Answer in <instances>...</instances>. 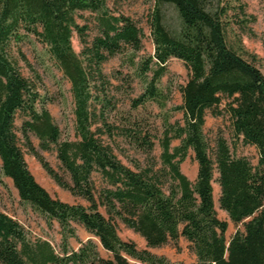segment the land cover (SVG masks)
Segmentation results:
<instances>
[{
    "label": "trees",
    "instance_id": "trees-1",
    "mask_svg": "<svg viewBox=\"0 0 264 264\" xmlns=\"http://www.w3.org/2000/svg\"><path fill=\"white\" fill-rule=\"evenodd\" d=\"M108 1L0 0L1 172L19 199L49 226L55 221L62 235L61 251L56 252L48 241L30 240L18 222L0 212V264H162V259L123 241L117 222L140 235L149 248L184 238L196 264H264V74L253 57L245 58L227 41L229 12L242 10L239 0H154L150 20L154 55L140 68L151 77L133 106L161 102L157 83L169 59L181 60L189 78L180 89L182 105L176 108L182 112V122L164 120L159 167L150 163L143 169L122 164L104 140L122 136L146 153L154 146L135 118L115 126L104 117V111L115 106L95 85L103 78L101 65L124 47L138 51L142 37L132 20L108 9ZM162 5L172 6L180 19L177 36L162 23ZM85 11L96 15L97 35L90 43L85 40L88 26L79 25L76 18ZM74 33L83 45L80 56L72 47ZM32 41L43 46L71 84L74 141L62 138L54 123L38 88L40 76L33 71V78L26 79L20 73L19 61L30 66L21 46ZM207 112L229 117L234 136L256 148L257 167L244 157H234L222 137L210 146L203 132ZM30 135L41 150L56 152L70 182L34 149ZM173 140H179L175 148ZM24 149L58 186L87 206L52 197L28 169ZM189 151L197 162L193 182L180 170ZM94 174L104 183L99 190ZM214 184L219 186V208L231 222H243L244 230L228 241L227 223L218 219L214 207ZM74 223L97 239L111 258L101 257L91 239L76 251L69 250Z\"/></svg>",
    "mask_w": 264,
    "mask_h": 264
},
{
    "label": "rangeland",
    "instance_id": "rangeland-1",
    "mask_svg": "<svg viewBox=\"0 0 264 264\" xmlns=\"http://www.w3.org/2000/svg\"><path fill=\"white\" fill-rule=\"evenodd\" d=\"M217 0H214L216 3ZM242 10L229 12V26L227 27V41L245 58L253 57L256 66L264 74V0H239ZM154 0H111L107 2V7L114 15H124L134 22L141 31V47L134 51L128 47L110 57L101 65L103 74L102 80H96L95 85L99 89L100 95L106 96L107 100L115 106L113 110H105L104 117L109 125L121 126L125 119L129 117L138 120V124L143 127L144 133H148L154 146L146 153L137 148L122 136H115L112 140L104 137L114 148V154L125 166L145 168L150 163L159 167L161 147L159 138L162 136L163 123L167 119L170 123L182 122V112L177 107L182 105L181 87L187 82L189 72L185 64L176 58L169 59L166 65V73L157 83V88L162 93L160 103L148 101L143 106L135 108L133 101L137 99L151 77L150 72L143 75L140 71L141 64L154 55V45L151 37L150 20L154 10ZM243 11V12H242ZM161 20L166 30L174 36L181 31V22L170 5L160 6ZM79 25H87L85 40L90 43L97 35L95 26V14L90 12H80L76 14ZM74 52L81 55L83 45L74 33L71 39ZM22 51L26 56L30 66L19 61V70L26 79L33 78V71L41 78L38 85L41 95L46 99V107L54 121L59 127L62 138L76 140L74 103L71 93V84L62 75L57 65L45 52L43 46L35 41L22 44ZM102 82V83H101ZM99 105L96 109H99ZM220 106L218 111H221ZM101 108V107H100ZM102 109V108H101ZM17 120V125L20 124ZM99 125V124H97ZM95 125L93 129L97 126ZM203 132L211 147L218 137L226 140L230 151L234 157H244L248 159L253 167L258 166L259 156L254 146L246 145L241 138H236L231 129L229 117L222 113L213 116L211 112L205 115ZM30 140L34 149L49 163V165L67 182H70L69 175L61 168L56 158V152L43 151L39 148L38 140L30 135ZM179 145V140L171 142V148ZM24 158L28 169L35 180L54 198L69 204H80L87 206L85 200L73 196L69 191L61 188L48 175L41 163L29 151L24 149ZM180 170L190 181H194L197 173V162L194 154L189 151L185 160L180 164ZM96 190L104 186L100 176L94 174L92 177ZM214 184V207L219 220L227 223L225 238L228 241L237 231H243V222L235 224L230 221L225 212L219 208V190ZM0 212L18 222L26 231L30 240L48 241L56 252L61 251L62 235L59 225L53 221L51 226L44 217L33 211L27 204L23 203L17 194L10 179L3 176L0 162ZM247 221V220H246ZM118 223V235L123 241L133 242L138 250H146L153 256L162 259V264H196L197 258L189 243L182 237L176 241H169L165 245L156 248L146 246L144 239L127 228L121 222ZM75 237L68 238V249L76 251L80 243L93 240L98 251L103 258H111V254L104 251L98 240L91 236L85 229L74 223ZM132 262V260H130Z\"/></svg>",
    "mask_w": 264,
    "mask_h": 264
},
{
    "label": "crops",
    "instance_id": "crops-1",
    "mask_svg": "<svg viewBox=\"0 0 264 264\" xmlns=\"http://www.w3.org/2000/svg\"><path fill=\"white\" fill-rule=\"evenodd\" d=\"M216 188H217V190H219V186L218 185L216 186Z\"/></svg>",
    "mask_w": 264,
    "mask_h": 264
}]
</instances>
